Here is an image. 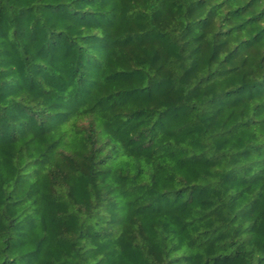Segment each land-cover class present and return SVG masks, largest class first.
Masks as SVG:
<instances>
[{"label":"trees","instance_id":"1","mask_svg":"<svg viewBox=\"0 0 264 264\" xmlns=\"http://www.w3.org/2000/svg\"><path fill=\"white\" fill-rule=\"evenodd\" d=\"M0 264H264V0H0Z\"/></svg>","mask_w":264,"mask_h":264}]
</instances>
